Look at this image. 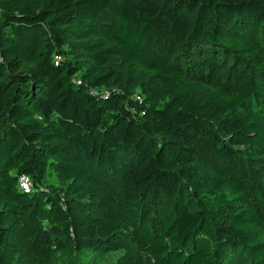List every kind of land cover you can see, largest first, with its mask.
Returning a JSON list of instances; mask_svg holds the SVG:
<instances>
[{
    "label": "trees",
    "instance_id": "1",
    "mask_svg": "<svg viewBox=\"0 0 264 264\" xmlns=\"http://www.w3.org/2000/svg\"><path fill=\"white\" fill-rule=\"evenodd\" d=\"M254 24L264 0H0V259L20 251L27 202L46 220L30 229L32 248L54 264L115 252L112 264H260L262 101L232 87L238 68L223 88L201 81L226 66L219 56L247 59L264 92L259 35L243 31ZM204 55L218 63L201 65ZM154 56L166 71L137 69ZM23 63L33 66L14 72ZM117 154L115 190L89 167L115 171ZM48 170L62 196L40 186Z\"/></svg>",
    "mask_w": 264,
    "mask_h": 264
},
{
    "label": "rangeland",
    "instance_id": "2",
    "mask_svg": "<svg viewBox=\"0 0 264 264\" xmlns=\"http://www.w3.org/2000/svg\"><path fill=\"white\" fill-rule=\"evenodd\" d=\"M247 27L248 28H244L243 31L250 34V38L253 37L254 33H257V35H259L258 43L260 44L261 51L263 53V59H264V32L262 31L264 30V25L260 26L259 24H254V25H249ZM233 29H237V27H234ZM150 52L157 54V51L155 49H150ZM218 58H219V61L224 62L226 66H224L223 69H219L217 65H214L213 71L209 73L208 72L206 73V71H204L206 73V75H204V78L205 77L206 78L201 79L202 83L204 85H208L209 87H213V88L214 87L223 88L225 86L226 74H228L230 70L234 72L238 68L236 73L232 75V79H233L232 87L236 86L237 90L241 89L249 95L253 94L255 96H258L262 101V106L264 109V92L260 85V81L258 80L260 73L255 68V66L247 59H243L242 64L239 62L234 64L232 60L225 61L227 59L226 57L219 56ZM218 58H214L210 55H204L200 59L196 58V60H198L201 63V65H208L212 62V60H213V64H217L218 61H216V59ZM159 64H160L159 60L157 59L156 56H154L150 64H147V63L138 64L137 69L144 71L148 75L154 76L163 71H166L167 69L164 66H159ZM32 66H33V63H23V65L19 68V70H16L14 72L25 73L28 70H30ZM201 69L202 71L204 70L203 67ZM229 87L232 88L231 85H229ZM197 154L199 157L203 158L207 162V165L209 166V168H212L215 166V161L213 158V148L208 141L198 142ZM122 161H123V157L121 154H117V156H114V159L112 162H110V164L116 167L115 171H111V170L108 171L109 168H100L98 165L90 166L89 168L101 180H103L104 182L109 184L112 188L117 190L118 171L121 168V164L123 163ZM23 162H24V159L19 158L16 160L15 164L17 166L19 164H22ZM40 186L46 191L50 190L49 187H51L52 193L59 194L60 196H62V193L64 189L66 188V184L59 181L58 176L52 170L47 171L45 177L40 182ZM84 202H87V201L84 200ZM159 208L163 210L162 206H160ZM150 212L152 211L150 210L149 213ZM151 216H152V213L149 214L146 217V219L143 220L142 224L144 227L151 226L149 223L151 220ZM128 217L130 221V228L139 225V221L134 220L133 218V210L129 211ZM38 222L42 224H46V220L44 218L37 219L35 217V210L31 206H29L27 202H24V206H23L24 228L20 235V240H21L20 251L13 256H9L7 258L3 257L2 259H0V264H54L55 255L53 253H49V254L37 253L32 248L30 229L32 228V226H35V224H37ZM153 230L156 234V226L153 228ZM121 254L122 252L109 253L104 256V259H103L104 261L100 264H112L121 256ZM254 257L257 258L260 264H264V251L255 253ZM57 260H58V256H57ZM241 261L243 260L241 259ZM241 261H240V264H241ZM77 262L78 264H89L85 261H82L79 256H78ZM216 264H227V263L222 262V261H216Z\"/></svg>",
    "mask_w": 264,
    "mask_h": 264
},
{
    "label": "built area",
    "instance_id": "3",
    "mask_svg": "<svg viewBox=\"0 0 264 264\" xmlns=\"http://www.w3.org/2000/svg\"><path fill=\"white\" fill-rule=\"evenodd\" d=\"M55 60L58 62L60 57H56ZM17 187L23 194H30L33 191V183L29 176L22 174L17 179Z\"/></svg>",
    "mask_w": 264,
    "mask_h": 264
}]
</instances>
